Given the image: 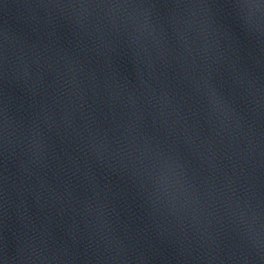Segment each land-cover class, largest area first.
<instances>
[{
  "label": "water",
  "instance_id": "1",
  "mask_svg": "<svg viewBox=\"0 0 264 264\" xmlns=\"http://www.w3.org/2000/svg\"><path fill=\"white\" fill-rule=\"evenodd\" d=\"M0 264H264V0H0Z\"/></svg>",
  "mask_w": 264,
  "mask_h": 264
}]
</instances>
